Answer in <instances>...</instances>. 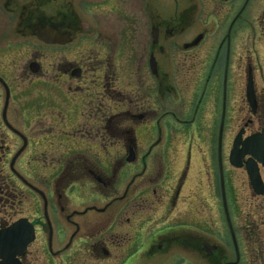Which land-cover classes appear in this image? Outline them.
I'll return each mask as SVG.
<instances>
[{
    "label": "flooded vegetation",
    "instance_id": "1",
    "mask_svg": "<svg viewBox=\"0 0 264 264\" xmlns=\"http://www.w3.org/2000/svg\"><path fill=\"white\" fill-rule=\"evenodd\" d=\"M259 81L264 0H0V231L30 228L21 263L40 240L45 264H264ZM193 161L212 177L183 195Z\"/></svg>",
    "mask_w": 264,
    "mask_h": 264
},
{
    "label": "rangeland",
    "instance_id": "2",
    "mask_svg": "<svg viewBox=\"0 0 264 264\" xmlns=\"http://www.w3.org/2000/svg\"><path fill=\"white\" fill-rule=\"evenodd\" d=\"M259 85L264 86V81H259ZM234 131L235 130H232L230 133H232ZM190 169L194 170V172H193V174L190 173L189 176H187V183L183 189V195L188 193L187 191L189 188H191L192 191L196 192L195 187H198L201 179L206 181L209 176H210V178L212 177V173L210 175H207L205 173V169H200V167L195 166V161L192 162ZM201 174H202V176H201ZM164 185L168 186V184L162 183V186H164ZM233 192L235 193L234 196L238 197L237 201H238V206H239V210H240L238 218L240 221H244V218H246V211L249 210L248 202L250 201V198H249L250 192L243 187L235 188L234 190L231 189L230 190L231 196H233V194H232ZM193 195H194V193H193ZM194 201H195V203H194L195 219L194 220H201L200 214L202 213L203 208H205V207L201 208V206L204 204L203 203L204 202L203 191L201 193L196 194ZM104 228H105L104 222L103 221L98 222L97 230H103ZM40 242L41 241L38 240L29 247V252H31L30 253L31 257H29V258L33 261H34V259L37 261V263H34V264H45L47 262V259H48L47 256H44L41 253L40 245H39ZM54 261H56V264L58 262L60 263L59 258H57ZM61 264H63V263L61 262Z\"/></svg>",
    "mask_w": 264,
    "mask_h": 264
},
{
    "label": "water",
    "instance_id": "3",
    "mask_svg": "<svg viewBox=\"0 0 264 264\" xmlns=\"http://www.w3.org/2000/svg\"><path fill=\"white\" fill-rule=\"evenodd\" d=\"M251 179L255 180V177ZM32 239L30 228L27 229L23 222L0 231V264H20L16 256L24 253L25 247Z\"/></svg>",
    "mask_w": 264,
    "mask_h": 264
}]
</instances>
